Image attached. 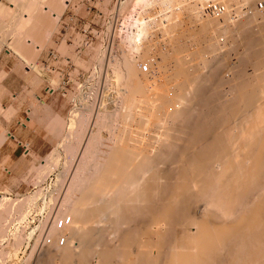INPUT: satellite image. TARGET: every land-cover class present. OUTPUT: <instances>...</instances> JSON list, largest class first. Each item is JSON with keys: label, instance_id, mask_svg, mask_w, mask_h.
I'll return each instance as SVG.
<instances>
[{"label": "bare ground", "instance_id": "6f19581e", "mask_svg": "<svg viewBox=\"0 0 264 264\" xmlns=\"http://www.w3.org/2000/svg\"><path fill=\"white\" fill-rule=\"evenodd\" d=\"M2 2L14 13L0 33L8 27L18 46L29 29L36 37L33 29L61 0ZM140 3L138 19L123 24L137 65L126 57L123 75L113 77H124L125 87L118 101L108 96L121 106L115 125L106 126L109 103H102L69 184L80 195L68 208L62 199L61 224L52 222L59 234L48 231L44 250L53 264H264V0ZM108 128L112 146L100 159L94 148ZM13 141L0 135V145ZM92 156L102 167L93 168ZM83 170L91 179L79 182ZM44 255L37 253V264Z\"/></svg>", "mask_w": 264, "mask_h": 264}, {"label": "rangeland", "instance_id": "374dc122", "mask_svg": "<svg viewBox=\"0 0 264 264\" xmlns=\"http://www.w3.org/2000/svg\"><path fill=\"white\" fill-rule=\"evenodd\" d=\"M0 4V23L2 22L1 25H3L8 20L6 17H9L10 11L13 13L14 11L10 10L11 6L5 2L3 3L2 0H0ZM56 4L51 7L53 12L50 11V18L43 17L42 26L40 25L42 29L40 27V29H33L35 38H32L29 29L26 34H22L23 36L20 34L23 37V42L17 46L14 44L15 37L11 34L10 29L8 30V27L3 26L4 28L2 27L0 33V93L3 98L7 94L5 100L11 102L9 106H6L7 108H2L0 105V116L8 123L12 119L16 120L12 130L0 127V135L9 132L14 137V143H3V145L8 143V147L0 145V200L2 201L5 198L6 201V203L2 202L0 204V256L3 257H0V264H31L32 262V264H37L34 258L37 260L42 252L45 253L42 257L47 258L43 261L47 264L49 262H51L49 264H53L54 259L45 251L48 248L44 245V243L48 244L45 238L48 237V231L51 229L53 231L59 229L55 226L61 224L58 222H61V220L57 219V214L64 200L63 198L66 200L64 204L67 203V206L63 205V207L68 208L72 203L69 201V205L67 200L75 201L72 197L75 196L76 199L80 195L76 189L77 187H72L69 184L74 186L76 181L74 180L76 174L75 177L73 174L75 170L77 171L76 168L80 165V161H82L83 155L81 153L84 154L83 150L86 149L87 144L85 142L89 139L92 125L98 116L99 106L102 103H109L108 107L106 106L108 110L106 113L107 120L105 119V121H108L106 126L111 128L115 125L114 116L119 112V110H115L121 107L120 104L117 106L116 104L113 105L112 102L113 100L118 101L116 92H119L120 95L121 87H125L124 77H122L123 80L121 76L118 77L120 80L113 77L116 76L117 78V74L123 75L126 57L135 60L131 61L132 65L136 64L134 55L137 54L131 50L130 44H127L125 32H129L125 29L127 28L126 25L123 24L125 20L131 23L133 22L131 20L138 19V12H142L140 0H61ZM28 24L30 25V22ZM43 29L46 30L43 31ZM46 31L49 32L46 33ZM37 37L40 42H36L38 41ZM24 41L27 43L25 44ZM162 45L160 44L161 47ZM139 62L137 61V63ZM111 63H116L119 70L116 68V71L112 70L114 71L112 72L110 69ZM136 67H140V64ZM109 76L111 78H108ZM107 78L108 80H106ZM55 81L58 82L57 87L53 86ZM115 82L120 83L116 85ZM105 84L107 86L111 84V86L107 87ZM118 84L120 87H118ZM112 86H115L114 89ZM49 87L53 91H49ZM105 87L110 88V92H107L108 89H105ZM111 89L116 91L114 92ZM8 92H12V95ZM104 93H106V99H110L109 101L103 98ZM109 93L114 94L109 95ZM108 96L113 97V100ZM37 97L44 99V102H39ZM8 108H10L11 113L4 112ZM111 108L114 112L111 111ZM108 111L112 112L113 118L109 117L111 112L109 115ZM28 112H30L29 115H27ZM71 121L72 123L73 121L76 122L72 130V127L69 128ZM80 122L85 125H80ZM108 129V135H105L100 140L102 143L99 141V144L97 143L94 148L99 150H97L98 152L94 150L98 154L93 153L98 157L100 155V159H105V151L108 152V148L112 146L109 134H113V129ZM76 137L80 141L76 140ZM101 145H106L107 148ZM74 151L76 152L74 153ZM100 151H103V153H100ZM92 157L96 158H92L93 161L90 162V164H94L92 165L93 168L102 167L103 164L101 163L104 160L101 161L98 160V157ZM66 165H69V168ZM92 166H89L90 171L93 170ZM90 171L87 170L86 175L84 172L81 174L78 172V176H81L78 181L91 179L92 172ZM87 174L90 176H87ZM85 176L89 178L85 180ZM83 184V186H86L87 182L86 185L85 182ZM70 188L76 190L73 192ZM75 191L77 194H73L76 193ZM71 193L72 195H70ZM16 209H18V212ZM29 209L31 212H29L30 215H28L25 222L22 220L21 213L24 210L30 211ZM53 216L54 218H52ZM55 220H58V223ZM55 231L59 234L60 230ZM55 231L54 234L57 236L58 234ZM108 236L114 237L113 234H108ZM13 239L16 240L13 241ZM41 247L42 251L40 250ZM45 262L43 263L46 264Z\"/></svg>", "mask_w": 264, "mask_h": 264}, {"label": "crops", "instance_id": "0c3cea01", "mask_svg": "<svg viewBox=\"0 0 264 264\" xmlns=\"http://www.w3.org/2000/svg\"><path fill=\"white\" fill-rule=\"evenodd\" d=\"M11 93H12V92H8V94L12 95ZM6 95H7V94H5V96H6ZM10 95H9V97H11ZM5 96H4V98L1 97V93H0V105H1L2 108H7L6 106H7V105L9 106V104H11L10 100H5ZM3 119H4V118L0 116V123H1V126H0V127H4V129L12 130V129L14 128V125H15V123H16V120H15V119H12V120L8 123L7 121H4ZM3 146H4V147H8V144L6 143V144H4ZM14 151H15V149H14ZM14 151H13V152H14Z\"/></svg>", "mask_w": 264, "mask_h": 264}]
</instances>
